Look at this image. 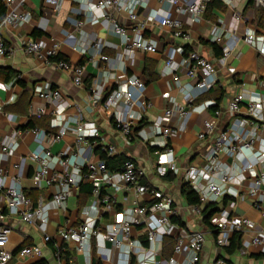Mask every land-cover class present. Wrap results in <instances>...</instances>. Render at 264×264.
I'll return each mask as SVG.
<instances>
[{"label": "built area", "instance_id": "1", "mask_svg": "<svg viewBox=\"0 0 264 264\" xmlns=\"http://www.w3.org/2000/svg\"><path fill=\"white\" fill-rule=\"evenodd\" d=\"M1 1L5 6L2 22L26 28L32 15L23 7L25 0ZM211 1L157 0L161 11L150 8L139 18L137 7L145 8L149 0H88L85 3L86 15L83 18H71V22L78 27L86 22L100 24L105 30L120 36L122 53L126 56L141 52L154 53L157 51V42L143 35L148 24L165 26L170 29L173 37L187 39L189 31L184 24L200 22ZM217 1L224 6V16L218 22L212 23L207 39L220 47L218 62L225 65L239 40L254 46L263 54L264 26L258 27L257 13L259 10L264 11V0ZM118 13H124L130 24H121L115 16ZM59 47L60 42L53 37L22 41L25 53L67 72L72 83L81 86L86 73L85 64L72 63L62 58L55 59ZM91 48L97 51L99 60L108 61L97 39L93 40ZM9 50L0 36V57H4ZM176 54L180 57L176 58ZM215 73L214 63L197 50L186 51L182 45L171 46L167 50L161 74L171 75L179 86L183 104H178L170 97V105L154 121L160 138L154 143L162 148L161 151H155L156 171L160 176L167 172L179 175L196 193L199 204H188L192 216L200 217L207 203L217 205L218 209L209 218L215 231L213 245L216 249L211 264H248L230 261L224 249L230 236L236 232L240 237V246L235 252L237 255H248V249L252 247L258 248L257 253L264 258V136L256 133L255 129L258 123L264 124V104L257 97L236 92L226 106V113L232 117V121L214 134L220 110L207 112L208 106L214 103L213 100L198 104L193 102L198 92L208 90L214 85ZM118 76L114 78L115 87L104 98L102 86L94 79L88 86L87 102L93 107L101 105L104 110H110L120 103L126 107L123 117L115 118L114 127L121 135L123 143L128 144L132 127L141 120L142 112L150 106V102L143 94L144 82L139 76ZM19 78L16 74L6 82L0 81V86L12 87ZM182 80L187 81L186 87L181 86ZM259 81L264 86V78ZM190 88L197 92H191ZM35 93L50 106L51 129L45 130L38 126L27 129L33 134L38 147L20 155L16 162L10 164L16 169L13 175H8L5 162L15 154L21 130L10 127L0 136V220L6 216L18 217L23 222L34 225L41 233L43 242L52 240L46 232L47 215L43 199L38 196L32 205L30 197L18 185L22 166L27 160L33 164L31 176L35 188L43 185L55 186L51 201L58 207L64 208L66 199L80 183H91V192L96 203L83 205L80 209V221L76 225L62 227L57 232L58 239L72 243L73 248L77 252L85 253L87 258L94 239L97 244L109 242L113 247L123 250L128 257V264L131 259L132 264L199 263L206 233L201 229L177 231L179 226L171 220L177 214L172 194L143 183L146 170L132 157L125 158L119 168L114 170L109 169L102 158H89L87 149L96 143V140L92 143V139L99 137L95 124L80 121V116H67L65 110L69 102L48 81L37 84ZM15 98L16 94L13 93L7 99H0V119L13 124L17 122V115L6 111L3 106L15 101ZM242 102L246 108V116L237 117ZM132 107L136 109L133 110ZM189 111H196L201 119L196 138L203 140L213 134L214 137L201 154L200 164L191 163L179 167L172 148L168 145V139L184 129ZM43 113L44 107L28 106V116ZM171 117L176 118V125H169L165 120ZM71 123L75 134L72 145H66L57 152L42 146L43 141H59ZM99 148L106 155L116 152L115 146L110 143L101 142ZM8 176L11 177V184H6ZM243 185L244 190H240L238 187ZM108 187L115 191L132 190L135 199L116 210L115 195L107 190ZM144 196L147 201L140 202L139 198ZM244 197L249 199L250 205L257 211L258 220L236 213L237 202ZM110 212H114L113 218L102 224L100 220L103 214ZM137 228L144 236L143 242L133 236V231ZM11 231L12 227L7 222H0V264H8L14 254L33 256L41 253L38 245H23L13 253L6 246ZM164 236H173L175 240L169 257H164L161 253Z\"/></svg>", "mask_w": 264, "mask_h": 264}, {"label": "crops", "instance_id": "2", "mask_svg": "<svg viewBox=\"0 0 264 264\" xmlns=\"http://www.w3.org/2000/svg\"><path fill=\"white\" fill-rule=\"evenodd\" d=\"M86 1L88 0H25L23 7L32 15L26 28L11 26L4 22L0 23V36L4 45L10 49L4 57H0V81L6 82L3 78L6 69L15 71L20 76L12 87L0 86L1 100L7 99L13 93L16 94V100L4 105L3 109L8 107L9 110L6 111L17 115L15 124L9 123L3 118L0 119V136L10 127L21 130L17 150L9 161L5 162L8 175H13L16 172V169L10 165L12 162H16L20 155L38 147L33 134L27 130V127L25 128L29 117L28 106L44 107L45 113L30 117L34 118L39 125L41 123L40 128L47 125L48 129H51L49 125L50 106L35 93L37 84L48 81L53 87L58 88L69 102V106L65 110L67 116H80V121H90L95 124L99 137L92 139L91 142L96 140V143L88 147L87 156L94 160L102 158L99 144L105 142L115 146L116 152L113 155L134 158L137 164L146 170L144 180L147 183L154 188L170 192L174 197L173 205L176 209V216L180 217L184 223L182 226L176 223L179 226L177 231L195 229L205 231L206 242L199 264H211L216 250L213 245L215 234L213 227L201 221L202 215L200 217L191 215L188 204L180 194V186L183 181L179 175H176L172 180H165L164 176H160L156 171L157 155L155 151H161L162 148L154 143L160 139L156 133L154 121L161 117L164 113L163 110L170 105L168 101L170 97L174 98L178 104H183L179 86L173 81L171 75L161 74V69L167 50L176 45H182L186 51L197 50L214 63L216 68L214 85L210 90L198 92L193 104L205 100L214 101L208 106L207 112L212 113L216 109L220 110L215 134L232 121V117L226 113V106L228 100L236 92H242L249 97H257L264 104V86L259 83V80L264 78V53L261 54L254 46L239 40L225 65L222 66L218 62L220 47L218 44L208 41L207 37L212 23L223 18L224 6L219 1L212 0L207 5L200 22L184 24V27L189 31L187 39L175 38L169 28L150 23L143 30V35L157 42V51L126 56L122 53V38L120 36L115 35L110 30H105L100 24L86 22L78 27L71 22V18H83L86 15ZM150 8L157 12L161 11L157 0H149L145 8L137 7L138 17L141 18ZM115 16L121 24H130L124 13H118ZM40 37L57 39L60 42L58 54L61 58L72 63L81 62L85 64L86 73L81 86H75L67 72L54 67L52 64H45L35 56L23 51V40ZM95 39L102 45L101 51L108 57V61L99 60L97 51L91 48ZM175 57L179 58L180 55L176 54ZM129 74L139 76L143 80V94L150 102V106L144 109L141 120L132 127L130 141L125 144L118 130L114 127V121L116 117H123L126 113V107L120 103L110 110H104L101 105L90 106L87 98L88 86L94 79L102 86V97L104 98L108 91L115 87L114 78L118 75L124 77ZM186 82L182 80L181 86L186 87ZM217 88L223 90V95L216 104ZM190 90L193 93L197 92L192 88ZM132 108L133 110L136 109V107ZM236 116H246V108L243 102L240 103L239 112ZM165 120L169 125L177 124L174 117ZM200 125L201 119L196 111H189L184 129L168 139V145L172 148L175 162L179 167L191 163H201V154L209 146L214 134L203 140H198L196 132ZM69 126L59 141L54 143L43 141L41 142L42 146L57 152L66 145H72L75 134L72 123ZM255 129L256 133L264 136L263 123H258ZM110 163L114 164L113 161ZM32 166L33 164L26 160L22 166L18 185L22 191L36 189L38 196L43 199L47 215L46 232L52 237V240L43 242L41 233L34 225H29L15 216H6L0 222L5 221L12 227L6 245L8 249L15 253L21 244L38 245L41 249L39 255L18 256L14 254L8 264H34L40 260H44L46 264H89L90 253L87 258L85 253L77 252L72 243L58 239L57 232L62 227L73 226L80 221V209L83 205L96 203L91 192V183L89 181L80 183L66 199L64 208L58 207L51 201V195L55 189L54 185H43L41 188H35L31 176ZM11 183V177L8 176L6 184ZM238 188L244 190L245 186ZM107 190L115 195L116 210H120L135 199L132 190L115 191L111 187H108ZM139 200L146 202L147 197L144 196ZM236 213L258 220V213L250 205L247 197L237 202ZM113 214L114 212L104 213L100 222L104 224L111 220ZM133 236L142 242L144 241V236L138 228L133 231ZM60 244H63L61 256L56 252V247ZM92 247L94 249L93 255L100 264H128V257L125 252L113 247L109 242L97 244L93 239ZM248 253L246 256H240L235 252L232 254L226 252V256L234 263L264 264V258L255 252L254 248L250 247Z\"/></svg>", "mask_w": 264, "mask_h": 264}, {"label": "trees", "instance_id": "3", "mask_svg": "<svg viewBox=\"0 0 264 264\" xmlns=\"http://www.w3.org/2000/svg\"><path fill=\"white\" fill-rule=\"evenodd\" d=\"M4 13H5V6H4L3 2L0 0V17H2L4 15ZM257 25H258L259 28H262L264 26V11L263 10H259L258 13H257ZM220 53H221V51H220ZM54 58L55 59H59L61 57L58 54ZM16 74L17 73L15 71L6 69L4 71V74H3V78L5 79L4 81H8V79L11 76L16 75ZM210 89H208V90H210ZM217 90H218V92H217L216 97H215L216 104H217V101L220 100L222 95H223V90L222 89L217 88ZM7 108L8 107H5V110H9ZM40 125H41V123H40ZM40 125L34 118L29 116L28 117V121H27V123L25 125V128L26 127L30 128V127H34V126L40 127ZM43 129L49 130L47 125L44 126ZM101 156H102V159L105 160V163H106L107 167L109 169H111V170L119 168V166L123 162V160L128 157V156H126V157L118 156L117 157L116 155H106L105 153H102ZM110 161H113L114 164H111ZM174 177H175L174 174H172L171 172H167L164 175L163 178L165 180H172V179H174ZM142 182L145 183L148 187H152L149 183L146 182V180L143 179ZM24 193H25V195L30 197V199L32 201V205H34L35 202H36L37 196H38L37 190L32 188V189H29L27 191H24ZM180 194L182 195L184 201L187 204H199L198 196L189 187V185L186 182H182L181 183ZM217 209H218V207H217V205L215 203H207V204H205L203 209H202V211H201V215H202L201 221L203 223L211 226V224L209 223V218L212 215V213L215 212ZM171 220L173 222L177 223L178 225H181V226L184 224L182 222V220L180 219V217H178L176 215H173L171 217ZM239 239H240L239 233H236V232L233 233L230 236V238H229L228 245L224 249L225 252H227L228 254H232V253L236 252L237 249L240 246ZM174 242H175V240H174L173 236H164L163 237V239H162V255L164 257H169L172 254V248H173ZM62 245L63 244H60V245H58L56 247V252H57V254L59 256H61ZM21 246H23V244L19 245L17 247V249L19 247H21ZM93 251H94V249L92 247L91 250H90L89 264H100L99 261L96 259V257L93 255ZM132 262H133V259H131L130 264H132ZM34 264H46V263H45L44 260H40V261L35 262ZM196 264H199V263H196Z\"/></svg>", "mask_w": 264, "mask_h": 264}, {"label": "water", "instance_id": "4", "mask_svg": "<svg viewBox=\"0 0 264 264\" xmlns=\"http://www.w3.org/2000/svg\"><path fill=\"white\" fill-rule=\"evenodd\" d=\"M2 22V17H0V23Z\"/></svg>", "mask_w": 264, "mask_h": 264}, {"label": "rangeland", "instance_id": "5", "mask_svg": "<svg viewBox=\"0 0 264 264\" xmlns=\"http://www.w3.org/2000/svg\"><path fill=\"white\" fill-rule=\"evenodd\" d=\"M257 251H258V248L255 249V252H257Z\"/></svg>", "mask_w": 264, "mask_h": 264}]
</instances>
